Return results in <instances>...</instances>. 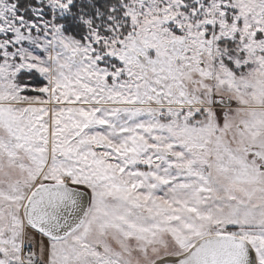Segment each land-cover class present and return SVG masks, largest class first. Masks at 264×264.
<instances>
[{"label": "rangeland", "instance_id": "374dc122", "mask_svg": "<svg viewBox=\"0 0 264 264\" xmlns=\"http://www.w3.org/2000/svg\"><path fill=\"white\" fill-rule=\"evenodd\" d=\"M37 1L26 19L0 0V251L30 191L65 181L90 196L78 262L233 235L263 264L264 0H120L82 41L56 21L72 0Z\"/></svg>", "mask_w": 264, "mask_h": 264}, {"label": "water", "instance_id": "95a60500", "mask_svg": "<svg viewBox=\"0 0 264 264\" xmlns=\"http://www.w3.org/2000/svg\"><path fill=\"white\" fill-rule=\"evenodd\" d=\"M90 203L89 193L67 182H44L28 194L25 223L51 240L71 234L83 221ZM154 264H257L254 250L233 235H211L197 240L185 253L162 258Z\"/></svg>", "mask_w": 264, "mask_h": 264}, {"label": "crops", "instance_id": "0c3cea01", "mask_svg": "<svg viewBox=\"0 0 264 264\" xmlns=\"http://www.w3.org/2000/svg\"><path fill=\"white\" fill-rule=\"evenodd\" d=\"M21 206L22 203L20 204V209ZM22 237L23 241L21 240L19 245H15V251L11 249L12 246L10 245L3 246L9 249L3 252L0 251V264H84L82 261H77V255L80 252L78 249L81 244L78 246L74 245L76 250L71 252L68 250L69 247H67L69 242L64 240V238L60 240H51L28 225L25 226L24 229L22 226ZM246 241L248 242V240ZM248 243L250 244V242ZM251 247L257 258L259 252L253 245H251ZM15 255L18 258L17 260H20L19 262L15 258H12ZM88 256H90L88 259L92 261H96L97 258H99L100 262H98V264H104V262H102L104 258L103 254H99L97 258H94V255L93 258H91L92 254ZM257 264L261 263L257 260Z\"/></svg>", "mask_w": 264, "mask_h": 264}, {"label": "trees", "instance_id": "16d2710c", "mask_svg": "<svg viewBox=\"0 0 264 264\" xmlns=\"http://www.w3.org/2000/svg\"><path fill=\"white\" fill-rule=\"evenodd\" d=\"M15 4L16 9L26 19H32V9L39 6L37 0H6ZM122 12L120 0H72L68 13L57 18L62 31L80 41L84 39L86 28L82 19L89 18L92 26L103 27L110 16H120Z\"/></svg>", "mask_w": 264, "mask_h": 264}, {"label": "flooded vegetation", "instance_id": "af4514ba", "mask_svg": "<svg viewBox=\"0 0 264 264\" xmlns=\"http://www.w3.org/2000/svg\"><path fill=\"white\" fill-rule=\"evenodd\" d=\"M255 257H256V255H255ZM256 263H257V260H256Z\"/></svg>", "mask_w": 264, "mask_h": 264}]
</instances>
